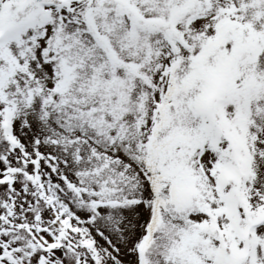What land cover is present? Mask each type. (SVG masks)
Masks as SVG:
<instances>
[{
    "label": "snow or ice",
    "instance_id": "snow-or-ice-1",
    "mask_svg": "<svg viewBox=\"0 0 264 264\" xmlns=\"http://www.w3.org/2000/svg\"><path fill=\"white\" fill-rule=\"evenodd\" d=\"M0 264H264V0H0Z\"/></svg>",
    "mask_w": 264,
    "mask_h": 264
}]
</instances>
